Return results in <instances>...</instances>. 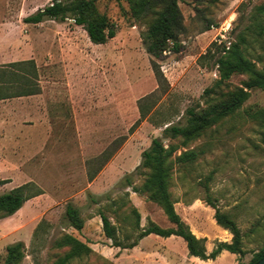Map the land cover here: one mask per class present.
<instances>
[{
    "label": "rangeland",
    "instance_id": "obj_1",
    "mask_svg": "<svg viewBox=\"0 0 264 264\" xmlns=\"http://www.w3.org/2000/svg\"><path fill=\"white\" fill-rule=\"evenodd\" d=\"M51 1L0 0V193L28 183L32 194L15 213L0 218V264L6 245L17 240L24 243L17 264H55L68 249L54 244L65 232L91 248L65 264L246 263L264 246V143L258 123L246 112L264 107L262 89H250L234 114L200 136L186 142L163 139L165 146L176 147L168 187L176 212L197 237L205 238L206 252L218 241L229 242L231 233L216 224L214 210L203 199L207 190L244 233L241 257L228 252L199 259L174 235L149 234L132 247L114 246L99 213L107 216L123 245L149 222L174 227L145 193L133 190L143 180L134 168L166 124L184 125L187 107H202L218 89L235 88L246 79L234 74L216 84L214 59L222 43L227 46L243 35L244 55L263 67L264 30L258 25L264 26V11L257 7L264 0H178L179 51L167 50L158 61L165 79L160 85L141 42L154 14L135 18L126 0H95L115 30L113 37L95 44L71 15L23 21ZM23 60L33 64L11 65ZM207 88L213 92L203 94ZM26 89L36 93L10 96ZM142 97L145 115L140 118ZM190 149L198 152L196 159L175 161ZM67 202L79 209L80 230L63 218Z\"/></svg>",
    "mask_w": 264,
    "mask_h": 264
},
{
    "label": "trees",
    "instance_id": "obj_2",
    "mask_svg": "<svg viewBox=\"0 0 264 264\" xmlns=\"http://www.w3.org/2000/svg\"><path fill=\"white\" fill-rule=\"evenodd\" d=\"M95 0H72L69 4H64L60 0H52L50 3L37 9L34 13L23 18L24 22L36 23L43 19L64 20L67 15H71L73 22L81 25L85 30L89 40L92 43H104L115 35L112 24L104 13H99L94 5ZM130 13L135 18H140L148 14H154L145 31L141 33V42L149 56L150 66L153 74L160 85L164 79L158 61L162 54L167 50L179 51V42L177 36L183 30L182 14L178 7V0H126ZM259 12L264 11V5L257 7ZM259 31L264 30V26L258 25ZM209 28V27H207ZM245 37L240 35L236 41L229 45L222 43L218 55L214 59V65L218 74L216 84L222 83L234 74H244L246 79L240 86L229 90L218 89L212 96L205 98L204 105L189 106L185 109L184 125L166 124L161 131L160 136L151 138L149 145L140 153V162L134 168L135 173L143 175L142 183L139 187H133L134 191L143 192L146 197L156 203L163 211L164 215L174 227L163 228L155 223L141 228L137 237L127 243L122 244L116 237V228L111 224L104 213H99L102 222V229L107 238L112 240L114 246L129 248L137 244L143 236L155 234L162 237L171 235L180 237L186 246L190 256L199 259H215L222 251L241 257L244 254L242 240L244 233L239 229L235 219L229 212L220 211L207 190L203 198L205 203L213 210V218L217 225L227 229L232 237L229 242L218 241L210 252H206L204 245L205 238L197 237L190 228L183 222L174 208V201L169 192V176L172 163V155L176 150L175 145L169 143L164 145L165 138H180L182 142L189 141L200 136L207 128L218 123L223 118L234 114L248 98L250 89L259 88L264 90V65L257 68L255 63L247 58L242 49ZM33 64L31 60H23L11 65H29ZM213 92L212 89H204L203 94ZM36 93L34 89L22 90V92L10 95H26ZM139 100L140 118L145 115ZM247 115L256 121L260 127V140L264 143V107H249L246 109ZM198 152L194 149L182 150L175 157L178 163H188L196 159ZM95 172L90 174L93 177ZM126 184L129 185V175L124 177ZM28 183L14 186L7 191L0 193V218L12 215L22 207L24 202L32 196L28 191ZM92 201L96 197L88 193ZM134 227L138 228V215L135 210ZM63 218L68 225L76 230L83 226V219L80 217L79 209L71 202H67L64 207ZM42 223V222H41ZM261 223L257 222L255 226ZM40 226V223L38 224ZM37 226V227H38ZM36 227V228H37ZM57 247H67V251L60 256L55 264H65L72 258L86 255L91 248L70 233L62 235L54 243ZM24 243L17 240L9 243L5 247L3 264H17L23 257ZM264 253V246L254 252L252 257L246 262L240 264H255Z\"/></svg>",
    "mask_w": 264,
    "mask_h": 264
},
{
    "label": "crops",
    "instance_id": "obj_3",
    "mask_svg": "<svg viewBox=\"0 0 264 264\" xmlns=\"http://www.w3.org/2000/svg\"><path fill=\"white\" fill-rule=\"evenodd\" d=\"M225 254H228V251H226V250H222L216 257H215V259H217L218 257H220L221 255H225ZM230 256H232L233 258L235 257V254L234 253H230L229 254ZM214 260V259H213ZM234 264H236L235 262H234ZM238 264V263H237Z\"/></svg>",
    "mask_w": 264,
    "mask_h": 264
},
{
    "label": "water",
    "instance_id": "obj_4",
    "mask_svg": "<svg viewBox=\"0 0 264 264\" xmlns=\"http://www.w3.org/2000/svg\"><path fill=\"white\" fill-rule=\"evenodd\" d=\"M255 264H264V253H263L262 256L256 261Z\"/></svg>",
    "mask_w": 264,
    "mask_h": 264
}]
</instances>
